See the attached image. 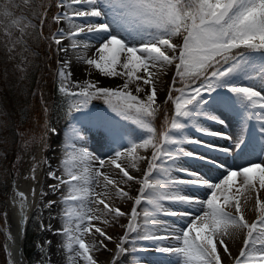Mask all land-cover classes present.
<instances>
[{"label": "snow or ice", "instance_id": "snow-or-ice-1", "mask_svg": "<svg viewBox=\"0 0 264 264\" xmlns=\"http://www.w3.org/2000/svg\"><path fill=\"white\" fill-rule=\"evenodd\" d=\"M55 7L63 9L52 17L56 24L67 21L71 26L68 30L60 27L52 34L57 50L68 56L70 48L82 49L77 60L99 70L104 77L123 80L117 87L101 86L99 80L72 82L69 87L71 61L57 60L61 65L58 90L71 100L69 114L74 110L84 118L78 119L81 127L74 129L76 135L66 142L62 171L50 169L47 173L58 181L49 185L50 190L59 193L60 203L66 206L62 228L53 231L65 238L63 247L72 254L73 264L77 258L84 264H98L93 252L106 250L105 241L113 239L94 225V220L109 224L110 217L111 223L117 224L128 215L108 202L113 197L135 202L128 223L120 225L126 230L116 244L117 255L127 251L124 245L130 240H174L172 246L157 244L155 251L174 255L177 264H224L222 256L232 258L228 239H235L239 231L246 229L244 247L233 258L235 264H264V160L232 168L224 161L209 160L205 154L183 147L203 146L225 156L256 151L264 154V95L256 87L258 83L264 90V0H55ZM47 11L45 7L41 26ZM12 23L18 25L20 20ZM64 40L69 44L64 45ZM89 51L93 52L91 56ZM172 68L174 75L164 102L174 103L175 115L157 138V85L162 83L161 75ZM244 80L250 82L248 86H241ZM94 99H103L115 116L130 121L138 131H129L103 114L86 111ZM223 113L239 118L240 131L235 137L208 125H226ZM190 128L202 136L230 141L231 147L190 138L185 132ZM93 130L109 145L121 146L122 150H115L107 161L119 169L122 175L116 174L118 179L100 171L105 159L99 160V168L87 166L95 157L79 148L78 143L86 142ZM49 131L56 133L55 128ZM149 148L153 151L142 180L118 162L127 157L133 161L129 167L139 170L135 161L145 157L138 150ZM189 160L207 161L218 171L223 170L220 178L210 182L189 165ZM174 171L183 173V177L174 176ZM130 182L140 185L135 197L120 187ZM199 188L209 190L210 195L200 198L191 191ZM243 192L256 196L258 215L251 223L242 209ZM19 195L23 220L27 204L23 193ZM142 201L152 210L145 209L143 222L139 223L141 214L136 206ZM165 201L181 208L165 206ZM57 203L49 200L45 207ZM160 215L190 219L185 228L174 233ZM95 234L103 239L85 242L86 235Z\"/></svg>", "mask_w": 264, "mask_h": 264}, {"label": "rangeland", "instance_id": "rangeland-1", "mask_svg": "<svg viewBox=\"0 0 264 264\" xmlns=\"http://www.w3.org/2000/svg\"><path fill=\"white\" fill-rule=\"evenodd\" d=\"M62 10L63 9L56 8L55 14L58 11ZM38 11L35 9V6L33 5L31 0H27V2H25V0H0V139L5 140L3 146H7L9 148V152L11 153L10 157L12 156L9 159L7 165H5V169L11 171V179L9 184L6 181V175H8V173L6 174L3 171V181L5 183L4 189L6 188V184H8L6 190V196H8L16 177L23 175L25 178L33 179V176H35L34 180H37L36 174L38 172L44 174L43 179L41 181L42 188L39 194V203L37 205L36 211L33 213L32 218L29 222L32 236H29L28 233V236L26 237V258L23 264H73V261L69 259L72 254L69 253L65 247H63V245L65 244V242H63L65 241V238L63 236L55 234V232L53 231L62 228L63 210L66 206L63 205V203H60L61 199H56L58 197V193H53L50 190L49 185L53 184V182L51 181L47 173L50 169L53 171L62 169L61 167H59V158H56L54 154L56 146L62 144L63 142L65 143L70 138L74 137L76 135L74 129H79L81 127V124L78 122V119L83 120L84 118L80 117L81 114L75 112L74 110L71 111V114H69V105L71 103V100L70 98L65 97L64 94L59 93L57 95V98L54 99L53 103L51 104L47 103V105H45V101L42 100L45 109H47V111H45L43 115L44 122H42V125H40L44 128L43 134L42 130L40 132L39 127H34L32 131H21V129L13 131V126L11 124H8V122H11L10 115H12L14 111L24 113V106L27 100L30 98L31 93L35 92V90L40 87L41 72H39L38 66L42 60V57L38 58L36 55L39 47L38 35L40 34V17ZM13 20H20V23L18 25H14L12 23ZM31 25H35V27H32ZM60 27H63L65 30H68L71 26L67 21H61V23L57 27V30ZM57 30L55 32H57ZM49 45H52L51 58L55 59L56 62V65L54 67V78L57 81L59 89L61 78L58 76V72L60 70L61 65L57 63V60L67 59V56L57 50L58 46L54 43L53 40L50 44H48V47ZM92 54L93 52L89 51L88 55L91 56ZM72 58V67L69 68V71H72V76L71 78H69V87L72 86V82L76 81H101L103 79L107 81L105 84V86L107 87H117L123 82V80L119 77H104L101 73H99V70L95 69L92 66L84 64L83 61L76 60V56H72ZM77 63L79 64L76 65ZM50 66L51 65H48V67ZM253 75L255 74L253 73ZM73 78L74 80H72ZM244 81H242L241 84ZM170 86L171 82L165 79L162 80V83H159L157 85V104L160 105V108L164 105V101L166 100V98L163 99L164 96L161 87H165L164 89H168ZM257 86H259L258 83ZM130 87L134 88V85H130ZM176 87H181V85L177 84ZM76 90L78 91V89ZM262 93L264 95V90H262ZM133 94L136 93L134 92ZM140 95L143 94L141 93ZM175 95H178V93H175ZM101 100L102 101H99V99L92 100L91 104L89 105V108L86 111H92L97 114H103L108 118L115 119L119 124L124 126L129 131H138V129H136V126L133 125L130 121H124L120 117L115 116V114L111 112L109 106L104 102V100ZM227 115L230 119L229 126L231 127V136L235 137L240 131L239 118L234 116L233 114L227 113ZM37 120H39V113L35 114V121ZM201 121L203 120L201 119ZM170 122L171 120L165 124V126L163 127V131L170 126ZM50 128H55L56 133L53 134L51 131H49ZM185 132L186 134H189L190 138L194 136L190 135L187 130H185ZM68 133H70V135ZM161 133L157 130V138L160 137ZM78 147L84 149L88 153L92 152L94 156H96L94 162L95 169L99 168L100 159H103L109 154H113L115 150H122L121 146L118 144L109 145L102 138L101 134L97 133L95 130L91 131L86 136V142L78 143ZM142 150L143 149L138 150L139 155L145 157V159H143L145 164L144 166H142V168L147 170L148 160L151 158V153L153 149L149 148L146 151ZM2 153L3 149L0 148V154ZM62 158L63 161L65 159V155ZM262 159H264V155ZM238 160V162L235 161L231 165L242 164L244 162V157ZM135 163H137L139 169L141 166L139 160L135 161ZM134 169L137 170L136 168ZM1 170L2 169L0 167V172ZM101 170L102 169H100V171ZM221 171L223 170L217 171L218 173L215 176L216 178H211L210 182H217L220 178ZM130 174L135 175L138 179L141 180L143 178L141 175H137L133 172H130ZM122 188H124L125 191H129L130 196L135 197L137 195L136 190L140 188V185L136 184L135 182H130L127 185L122 184ZM3 194L4 193L0 192V227L2 229V232L4 233V241L6 247L9 244L8 242L10 240L8 235L10 231L12 211L8 207V204L6 202V196L5 200L3 201ZM206 195H210V192L207 189L203 191L200 198H204ZM240 197V199H242L243 201L246 197H250V194H248L247 192H243ZM113 198L115 200L119 199L116 197ZM49 200H56L58 203L53 205L52 207H45ZM123 202H125L127 206H130V204L134 202V199L125 198L123 199ZM165 206L170 207L168 204H165ZM141 209L149 210V208L145 207L138 208L137 211L139 212ZM121 210L125 211V213H128L129 215V212H127L126 210L122 208ZM128 215L119 219V222L122 225H126L128 223ZM189 219L190 218L180 220L179 224L181 225V229L186 227L189 222ZM125 230L126 229L124 227H118L117 234L116 236H114L115 238L111 235L112 232L108 233L109 231H105L107 235H110L113 238L110 242H118V239L123 236V232ZM240 232L241 231H239L236 235H238ZM97 235L99 234H95V236L90 235L91 237L89 235H86L84 237L85 242L90 243L93 239H96L97 241L103 239L99 236L97 237ZM47 241H51V243L49 244L47 243ZM173 241L174 240H172L170 242L171 244L169 245H172V243L175 245L176 241ZM227 242L229 244L232 257L236 256L240 249L237 246L238 244H236L237 241L235 239L229 238ZM105 243L107 244V249L109 251H107L108 255H110L111 253H115V249L112 247L110 248L109 241H105ZM139 244L140 243L138 240L134 242L130 240L128 243H126L125 248L127 249V251L126 253L124 252L125 260H122L123 262L129 263L131 262V259L139 258V260L146 259L144 260V262L158 261L162 264H177V258L171 254H167L166 256L158 253H147L145 251L144 257H142L143 255L139 253L143 252L139 248L146 246ZM151 246H153V242ZM139 250L140 252H138ZM102 252L105 253V250L93 252V256L98 261V264H103L102 261L99 260V257H101V255L103 254ZM6 254V264H20L18 262L13 261L11 258L8 259L9 256L7 248ZM222 259L224 264H235V262L232 263V261L230 260L231 258L229 257L222 256ZM80 263L84 264V261L80 258H77L75 264Z\"/></svg>", "mask_w": 264, "mask_h": 264}, {"label": "bare ground", "instance_id": "bare-ground-1", "mask_svg": "<svg viewBox=\"0 0 264 264\" xmlns=\"http://www.w3.org/2000/svg\"><path fill=\"white\" fill-rule=\"evenodd\" d=\"M98 22H101V21H98ZM64 25V24H63ZM66 28V27H65ZM77 39H82V37H77ZM64 45H68L69 44V41L68 40H64L62 42ZM80 51H82V49H69V55L67 56V59H71V62H72V56H76ZM77 60V59H76ZM72 64V63H71ZM79 63H77L76 65H78ZM72 67V66H71ZM84 71V70H83ZM72 72V71H71ZM83 73V72H82ZM93 75V74H92ZM174 75V68H172L171 70L165 72L164 74H162V80L165 79L167 81H170L171 82V78L172 76ZM71 78V77H70ZM74 80V78L72 79ZM88 81V80H87ZM76 82H80L81 84L84 83L85 81H76ZM106 80H101L100 81V84L102 86H105L106 84ZM123 83V82H122ZM250 82H247V81H244L241 86H248ZM117 86V85H115ZM163 86V85H161ZM165 86V85H164ZM109 87V86H108ZM160 87V86H159ZM257 90H261L259 88V86H257ZM165 87H161V89L163 90V96L165 99L166 98V92H167V88L164 89ZM162 92V91H161ZM263 95V93H262ZM222 118L226 119L227 123L226 125L224 126H220L218 124H215V123H212V122H207L209 126H211L212 128H214L215 130L217 131H222L224 133H226L227 135H232V132L230 131V126H229V123H230V119L228 118V115H225L223 113V116ZM204 121H201V123H203ZM252 124L255 123V121L253 122H250ZM187 130L190 135H194L193 137L194 138H198V139H201V140H204L206 143H212V144H221V145H226L228 147H231V142L230 141H225V140H221V139H212V138H209V137H206V136H202L200 133H197L195 131L194 128H190V129H185ZM70 135V133H68ZM189 135V134H188ZM190 137V136H189ZM63 139V138H62ZM59 142V141H58ZM105 144V143H104ZM93 145V144H92ZM101 145V144H100ZM117 145V144H116ZM66 146V142L60 144V145H57L56 146V149H55V156L56 158H59L58 160V163H59V167H61V162H62V157H64L65 155V148ZM183 147H185L186 150H191V151H194V152H201L203 154H205L206 156L209 157V160L211 159H216L218 161H224L226 163V165L228 167H238V166H246L248 164V162H261V160H264L262 159L263 155L264 154H261L259 151H256V152H253L251 153L250 155H243V154H240V155H229V156H225L223 155L222 153L220 152H217V151H213V150H209L203 146H197V145H191V144H187V145H184ZM53 150V149H52ZM143 151V150H142ZM141 152V151H140ZM109 153V151H108ZM143 153V152H142ZM90 154L92 156H94V154L92 152H90ZM100 156V155H99ZM113 156V154H109L107 155L106 157H104L103 159H105L106 163H105V167L102 168L101 172H108L110 174V178H119V175H122V174H119V169H116L113 165H110L107 163V161ZM96 157V156H94ZM244 157V162L240 165H231L233 164L235 161L238 162L240 158ZM94 162H95V159L93 161H91L87 166L90 167L91 169H95V165H94ZM119 163L122 164V166H125L126 169L129 171V172H133L137 175H141L143 177V173L146 172L147 170H145L144 168H142V166H144V161L143 160H139L140 162V168L139 170H135L134 168H131L129 167V165L133 162L131 161L129 158H126V157H122L120 159V161H118ZM189 165L196 171H198L201 175H204L206 178H208L209 180L211 178H214L216 175H217V169H215L209 162L205 161V162H200V161H191L189 160L188 161ZM146 166V165H145ZM60 170V169H59ZM62 171V169H61ZM116 174H119V175H116ZM43 173H40L38 172L36 174V177H37V180H34V179H30V178H25L23 175L22 176H19V177H16L14 182H13V185L11 187V190L9 192V196H8V207L10 209H13L14 212H17L21 217H22V210H21V197L19 195V193H23V196H24V202L27 204V207L23 210V216H27L29 217L33 211H35V209L37 208V205L39 203V194H40V190L42 188L41 186V181L43 179ZM153 177L156 176V173L153 172ZM173 175L174 176H180V177H183V173L181 172H173ZM100 181L101 183H103V177H100ZM216 178V177H215ZM51 179V178H50ZM143 179V178H142ZM47 181V180H46ZM51 181L53 183H57L58 181H55V180H52ZM120 187H122V184L120 185ZM63 191V188L61 189ZM100 189L97 188V191H99ZM205 190V188H199V189H195V190H191L193 192V194L201 197L203 191ZM114 191V190H113ZM132 191H135V190H132ZM185 191H188L187 188H185ZM139 193V189L136 190V194L138 195ZM250 194V198L248 199L247 203H244L245 199L242 201L241 199V203H242V209L244 210V215H246V219L251 223L252 221L255 220L256 216L258 215V212L256 211V205H255V193H248ZM58 197L56 199H61L60 197V194L58 193L57 194ZM54 196V195H53ZM56 196V195H55ZM241 198V197H240ZM261 199H264V190L261 191ZM111 205L113 206H118L124 210H126L127 212H129V215L127 216L129 219H130V213H131V209L133 206H135V202H132V204H130V206H127L125 202H123V200H115L114 198L110 201H108ZM165 204H168L170 207H172L173 209H177V208H181L180 205H176V204H169L167 201L164 202ZM118 204V205H117ZM62 205V204H61ZM64 205V204H63ZM101 208L103 207L102 205L100 206ZM137 209L138 208H149V210L151 211L152 208L150 205H147V203L145 201H142L141 205L139 206H136ZM60 208V207H59ZM193 209H188V211H191ZM143 211L144 210H140L139 213L141 214L137 219H138V222L139 223H142L143 222ZM125 212V211H124ZM62 213V212H61ZM128 214V213H127ZM161 220H164L166 221L167 223V227L169 229H172L174 231V233H179L181 231V225L179 224L180 223V218H176V217H163L162 215H160L159 217ZM61 219V218H60ZM109 221L111 220L110 217H108ZM186 221V220H185ZM9 223V222H8ZM94 225L96 226H100L102 227L104 230H107L109 231L108 233L112 232V236H116L117 234V231H118V227H120V225H122L120 222L117 223L116 225H112L111 223L109 224H103L101 221H96L94 220L92 222ZM9 226V225H8ZM120 229V228H119ZM93 232H94V229H93ZM125 232V231H124ZM123 232V233H124ZM53 233V232H52ZM133 236L136 235V233H132ZM90 236V235H89ZM99 235H97L98 237ZM91 237V236H90ZM96 238V237H95ZM115 238V237H114ZM247 238V230H241V232L236 235L235 237V240L237 241L236 244H238L237 246L241 249L244 247L243 245V240ZM121 239V238H120ZM118 239V242L119 240ZM65 240V239H64ZM139 243L141 245H145L146 247H140L139 249L143 252V253H139V254H142L144 257V252L146 251L147 253H155V254H163V255H166L167 256V253H159L157 251H155V248L157 246V244H159V246H172L174 245L172 243V245H169L171 244L170 242L172 240H168V241H162V242H156L154 243L153 242V246H151L152 244V241H146V240H138ZM232 241V240H231ZM65 242V241H63ZM108 242V241H107ZM174 242V241H173ZM9 243V242H8ZM110 248H114L115 249V253H111L110 255H108L107 251L108 249L105 250V253H103L101 255V257H99V260L102 261L103 264H162V263H159L158 261H154V262H144V260L146 259H142V260H139L134 258V259H131L129 263H125L123 262L122 260H125V253H120L119 255H117V249H116V244L117 242H110ZM145 243V244H144ZM230 243V241H229ZM234 243V242H233ZM232 243V244H233ZM139 244V245H140ZM235 244V243H234ZM126 245V244H125ZM124 245V247H126ZM233 249V248H232ZM239 249V251H240ZM140 250L138 252H140ZM109 252V251H108ZM99 253V252H98ZM146 253V254H147ZM8 254H9V257L14 260V261H19L20 260V254H19V251H18V248L16 245L14 244H10L8 245ZM100 254V253H99ZM138 254V255H139ZM170 255V254H168ZM239 255V252L236 256ZM99 256V255H98ZM236 256H233L230 260L232 261V263H234V257ZM8 257V259H9ZM65 257V256H64ZM137 257V256H136ZM70 259V258H69ZM68 260V258H67ZM149 260V259H148ZM9 261V260H8ZM59 261V260H58ZM230 261V262H231ZM62 262V261H61ZM66 262V261H65ZM65 264V263H64ZM81 264V263H80ZM227 264V263H226ZM230 264V263H229Z\"/></svg>", "mask_w": 264, "mask_h": 264}, {"label": "trees", "instance_id": "trees-1", "mask_svg": "<svg viewBox=\"0 0 264 264\" xmlns=\"http://www.w3.org/2000/svg\"><path fill=\"white\" fill-rule=\"evenodd\" d=\"M33 5L35 6V9L39 13V17L41 13L43 12L44 8L47 7L50 0H31ZM56 7L55 4H52L50 8L47 11V15L44 18V25L41 26V30L43 35L41 33L38 35V50H37V57L41 58L42 60L39 64V72H41V79L40 82L45 79V82L41 86L42 91V97L43 99L51 104L53 103L54 99L57 97V95L60 93L58 90L57 81L54 78V67L56 65L55 59L50 58L51 54L48 50V46L45 40V37L48 39L51 38L52 33L57 28L58 24L52 19V17L55 15ZM40 23V22H39ZM45 36V37H44ZM39 52V53H38ZM55 58V57H54ZM48 65H51L48 67ZM53 67V68H52ZM49 73L46 75L45 73ZM24 113H20L19 111H14L12 115H10V121L8 124H11L13 126V131H16L17 129H21V131H32L34 127H39L40 132L43 130L42 122H44V105L41 102V98L39 95L38 90H35V92L31 93L30 98L27 100L25 106ZM175 110L174 103L172 101H168L165 103V105L160 108V111L157 113L156 120L154 121V125L156 126V129L160 131L164 124L170 119L173 112ZM39 113V120L35 121V114ZM167 117V119H166ZM4 139H0V148L4 150V154L0 157V162L2 163L1 172H0V184L3 180V171L7 174L5 169V164H7L8 159L10 158V150L7 146H3ZM7 179L6 181L9 182V174L6 175ZM1 191V189H0ZM4 193V192H3ZM5 250H4V236L2 233V230L0 228V264H5Z\"/></svg>", "mask_w": 264, "mask_h": 264}]
</instances>
